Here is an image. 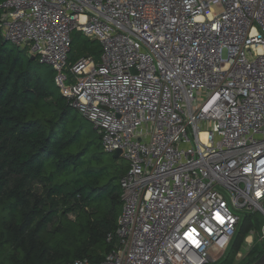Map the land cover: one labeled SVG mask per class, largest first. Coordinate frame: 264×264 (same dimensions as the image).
Returning <instances> with one entry per match:
<instances>
[{
    "label": "built area",
    "instance_id": "2783aa9c",
    "mask_svg": "<svg viewBox=\"0 0 264 264\" xmlns=\"http://www.w3.org/2000/svg\"><path fill=\"white\" fill-rule=\"evenodd\" d=\"M0 9L5 40L51 66L103 150L130 164L107 238L117 244L100 264H211L245 214H264V0H5ZM75 31L102 45L99 62L68 67Z\"/></svg>",
    "mask_w": 264,
    "mask_h": 264
},
{
    "label": "trees",
    "instance_id": "16d2710c",
    "mask_svg": "<svg viewBox=\"0 0 264 264\" xmlns=\"http://www.w3.org/2000/svg\"><path fill=\"white\" fill-rule=\"evenodd\" d=\"M1 16L0 9V264H100L117 244L107 238L118 226L128 171L107 158L100 135L85 136L87 119L73 114L55 77L5 40ZM87 40L84 58L96 61L97 41ZM75 42L68 67L80 60L71 57ZM263 226L245 214L222 263L236 264L246 239Z\"/></svg>",
    "mask_w": 264,
    "mask_h": 264
},
{
    "label": "rangeland",
    "instance_id": "374dc122",
    "mask_svg": "<svg viewBox=\"0 0 264 264\" xmlns=\"http://www.w3.org/2000/svg\"><path fill=\"white\" fill-rule=\"evenodd\" d=\"M73 38H75L76 42H75V46L73 48L72 51V55L71 57L73 58L74 61L78 60V59H82L84 57L87 56V54L85 53L86 49L91 48L92 46L89 45V43L87 42V38L83 35H81L80 31H76L73 36ZM12 46V45H11ZM95 48H97L101 53L100 56L98 57V59H96L97 62L100 61L101 59V55H102V45L99 42L95 43ZM27 54L30 55V51L29 49H27ZM32 57V56H31ZM37 63L40 64L39 60H37ZM39 69L42 73L49 75L51 77H55L56 72L54 71V69L49 66V65H39ZM74 115H77L79 120H84L85 118L78 112V111H74L73 112ZM86 120V119H85ZM85 126L86 128L84 129V134L85 136H87L90 139H96L99 136V132L95 130L94 125L86 120L85 121ZM103 148V147H102ZM104 151V150H103ZM107 158L108 159H113L114 158V154H107ZM117 164L122 166L123 168L127 169V171L129 170L130 164L129 162L123 157L121 156L120 158L116 159ZM226 198L228 201L231 200L230 195L226 194ZM122 212L123 209L119 215V219L122 216ZM255 216H257V218L261 219L264 223V214L261 212H255L252 213ZM252 239L248 240V238L245 241V244L242 248L241 253L238 254L237 256V263L236 264H249V262L251 261V259L253 257H255L258 253L264 251V237H263V232L261 231L259 234L254 233L252 235ZM247 240L250 242V244H248ZM222 259H223V255L219 256L216 258V262L211 263V264H223L222 263ZM254 264V263H252Z\"/></svg>",
    "mask_w": 264,
    "mask_h": 264
},
{
    "label": "water",
    "instance_id": "95a60500",
    "mask_svg": "<svg viewBox=\"0 0 264 264\" xmlns=\"http://www.w3.org/2000/svg\"><path fill=\"white\" fill-rule=\"evenodd\" d=\"M31 58L35 59L34 56H32ZM121 156H122L121 150L116 151V153L114 154V158H116V159L120 158ZM254 264H264V254Z\"/></svg>",
    "mask_w": 264,
    "mask_h": 264
},
{
    "label": "bare ground",
    "instance_id": "6f19581e",
    "mask_svg": "<svg viewBox=\"0 0 264 264\" xmlns=\"http://www.w3.org/2000/svg\"><path fill=\"white\" fill-rule=\"evenodd\" d=\"M202 137L204 138V137H205V135L203 134V135H202Z\"/></svg>",
    "mask_w": 264,
    "mask_h": 264
}]
</instances>
